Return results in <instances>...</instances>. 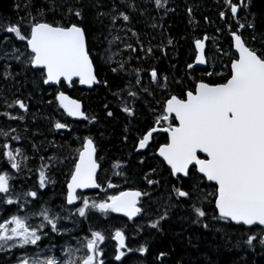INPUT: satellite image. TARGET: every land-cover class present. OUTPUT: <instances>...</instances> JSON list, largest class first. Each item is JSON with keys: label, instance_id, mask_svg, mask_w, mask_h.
<instances>
[{"label": "trees", "instance_id": "16d2710c", "mask_svg": "<svg viewBox=\"0 0 264 264\" xmlns=\"http://www.w3.org/2000/svg\"><path fill=\"white\" fill-rule=\"evenodd\" d=\"M168 1L169 10L165 11L163 8L158 10L154 0H79V3L77 0H0V22H15L23 16L25 19L21 28L24 32H28L31 23V18L23 8L24 4L30 5L29 10L37 19L62 25L82 24L88 34L98 79L108 82V87L100 84L91 91L81 89L76 82L71 87L62 85L57 88L70 98L81 102L83 112L95 118L94 122H73L56 104L57 89L44 86L38 70H33L15 59H0V124L16 123L14 121L17 119H10L9 116L22 117L19 119L21 124H10L8 132L2 128H8L7 124L0 127V166L7 163L11 168L4 155L7 151L3 147L4 144L10 146L9 150H12L14 155L15 149H20L21 154L17 156V161L23 164H20L19 171L12 168L10 170V176L13 177L10 183L14 189L11 195L13 199H17L15 195H19V204L7 205L0 202V220L3 219L0 223L11 218L13 214L30 217L28 221L32 223L38 222L41 220L40 212L45 208L49 210L50 215L60 217L57 220L56 232L51 230L46 221L41 226L38 225V234L42 231L43 236L38 246H34L35 250L47 252V249L51 250L49 246L53 247L65 238V243L61 246L68 242L75 250L79 249V253L81 250L83 253L86 250L83 245L91 238V232L99 231L105 236L101 247L104 264H264V245L259 243V229L250 232L246 227L213 219L214 204L207 202L204 204L208 212L207 217L203 223H196L195 217L188 210L189 206L177 201L171 191L173 185L187 188L191 181L185 178V181L177 182L169 175L165 166H160V159L153 151L134 152L139 137L154 125L155 116L160 113L163 101L170 94L191 90L195 83L201 80L211 84L226 80L227 63L235 56L231 51L230 28L231 31H237V20L247 25L255 17V30L245 27L241 34L247 46L257 50L264 49V0H244L236 18L231 16L225 0ZM239 1L233 0L237 5ZM53 3L56 6L55 11L51 10ZM65 3L82 6L83 21L75 16L69 17L60 7ZM17 4L22 6L19 12L16 9ZM189 8L192 9L191 15ZM39 9L45 11L44 17L39 16ZM221 11L226 13L224 19L220 18ZM121 12L130 17L129 21L117 19L113 24V17L119 16ZM100 13L105 15L101 16ZM205 36L208 37L205 42L206 69L204 72L197 68L189 70L188 65L193 63L195 55L194 42L197 39L202 40ZM8 37L10 39L6 40ZM169 40L172 41L171 44L168 43ZM24 45L25 42L15 40L12 34L0 31V49L11 52L15 46L24 52ZM149 48L152 49L151 54L147 51ZM0 55H3L2 51ZM108 57H111V61L106 62ZM5 64L9 65L11 72L7 79L4 75ZM121 64L124 66L123 70H120ZM113 67L118 69L116 73L111 71ZM222 67L225 69L224 73L221 70L220 73L207 76L212 69L220 70ZM153 68L161 80L159 86L151 82L150 72ZM137 72L140 84L136 83ZM164 77L168 78L167 91L163 88ZM145 88L149 91L145 92ZM129 91H135L137 98L130 97ZM17 99L28 106L26 113L18 107H7ZM125 102L129 107L135 108V117H128L121 110ZM105 105L108 107L105 108ZM107 111H112L113 116L108 117ZM5 112L9 116L3 115ZM56 122L65 123L68 127L56 131ZM5 133L6 138H12L5 141ZM85 138L93 139L97 148L96 157L101 165L97 175L101 188L98 192L87 195L89 203L106 201L108 196L125 191L123 189L141 190L146 193L140 201L144 211L136 221H126L113 213L105 216L95 210H90L86 218H81L77 207L82 206V200H77L74 205L76 207L73 208L66 205V183ZM157 140L163 141L165 136H155L151 149ZM41 161H44L48 176L44 189L39 188L40 169L35 176H30L29 173L35 171L36 165ZM117 162L121 165L119 169L113 168V164ZM26 170L29 171L28 178L25 176ZM68 170V177L64 180ZM117 171L120 175H115ZM21 175L25 176L26 181L19 180ZM145 177L155 179L159 183L149 185ZM109 182L116 187L108 188ZM204 185L208 183L204 181ZM17 190H20L23 196ZM25 191H37L38 196L33 199L26 193L23 194ZM207 191H211V188L202 186V192ZM53 196L56 199L51 201ZM208 199L211 200L212 197ZM168 205H171L167 209L168 218L161 220L157 228H152L151 225L160 218ZM32 209L38 210L37 214H31L30 211L34 212ZM203 224L208 227H203ZM118 229L125 233L127 241L126 254L120 261L115 260L116 251L112 243V237ZM249 234L257 236L251 246L243 242ZM69 236H74L75 242L69 241ZM140 247L147 249L143 255L137 251ZM22 252L19 248L10 252L0 251V264L17 263L18 258L24 255ZM53 255L61 259L60 253ZM53 255L50 251L48 256ZM44 257L45 255L42 259Z\"/></svg>", "mask_w": 264, "mask_h": 264}, {"label": "snow or ice", "instance_id": "6c2138e0", "mask_svg": "<svg viewBox=\"0 0 264 264\" xmlns=\"http://www.w3.org/2000/svg\"><path fill=\"white\" fill-rule=\"evenodd\" d=\"M154 3L158 10L161 8L165 11L169 10L168 0H154ZM225 3L230 9L231 16L236 18L240 6L244 5V0H240V5L233 0H225ZM21 7L20 4L16 5L18 12ZM60 7L69 17L75 16L83 21L82 6L76 7L71 3H65ZM23 8L31 18L28 32L22 31L21 28L25 19L23 16L15 22L11 20L7 24L0 22V31L12 34L15 40L25 42L26 51L21 52L16 47H13L11 52L0 49L3 52L0 59H15L31 69L38 70L44 85L62 86L66 82L71 87L78 81L80 85L88 88L100 84L108 87L106 80L98 79L89 48L88 34L82 24L49 23L44 19H37L29 10V4H24ZM55 8L53 3L51 10L55 11ZM188 12L191 15L192 9L189 8ZM38 14L40 17L46 15L43 9H39ZM100 15L105 14L100 13ZM219 15L224 19L226 13L221 11ZM117 19L128 22L130 17L121 12L119 16L113 17V24ZM237 24L240 29L247 27L255 30V17L247 25L239 23V20ZM230 33L238 56H234L230 61V75L226 78V82L211 84L201 80L191 90L170 94L163 101L160 113L155 116L154 125L139 137L137 151L149 148L155 139L154 133H167V142L159 146L158 152L155 153L160 157V166L166 165L169 175L177 182L185 181V178L191 181L187 188L173 185L171 191L175 194V199L189 206L188 210L195 217L196 223H203L208 215L204 207L205 202L214 204L213 219L246 227L250 232L259 229L261 233L259 243L264 245V49L257 50L247 46L242 34L231 31V28ZM5 39L8 40L10 37ZM207 39L208 37L205 36L203 40H195L196 64L203 65L207 62L205 57ZM168 43L171 44L172 41L169 40ZM147 51L151 54L152 49L149 48ZM108 61H111V57L107 58L106 62ZM123 67L121 64L120 70H123ZM192 67V64L188 65L189 69ZM111 71L116 73L118 69L113 67ZM4 75L6 79L11 75L7 64L4 65ZM207 75L212 76L213 73L208 72ZM137 76L136 83L140 84L138 72ZM150 77L153 84L158 86L161 84L155 68L151 70ZM167 79V77L163 78L165 91L168 87ZM144 91L149 90L145 88ZM128 95L137 98L135 91H129ZM55 100L69 117L94 122L95 118L86 115L81 110L82 105L70 99L63 91L56 90ZM7 107H18L25 113L28 111V106L19 99L13 104H8ZM107 107L105 105V108ZM121 110L128 117L136 116L135 108L129 107L126 102ZM150 111L155 110L150 109ZM3 115L9 116L7 112ZM106 115L112 117L113 112L107 111ZM9 118L22 119L16 116ZM54 127L56 130H61L68 126L56 122ZM3 147L10 149L8 144H4ZM96 153L97 148L93 139L85 138L81 149L78 150V159L74 162L71 179L67 184L68 205L75 204L79 199L78 189L101 188L97 177L101 165ZM20 154L19 148L15 149V155L12 150L4 153L11 168L17 171L20 169V164L16 158ZM199 154H203V158ZM120 167L118 162L113 164L115 169ZM115 175H120V172H115ZM12 179L13 177L6 171L0 174V202L18 205L19 195L17 199H13L11 195ZM145 179L149 185L159 183L155 179L147 177ZM204 181H207L208 185H204ZM47 183L48 176L45 166L42 165L39 172V188L44 189ZM202 186L210 187L211 191L202 192ZM115 187V184L108 183V188ZM26 195L36 199L38 193L29 191ZM142 195L146 193L121 191L119 195L108 196L106 201L99 203L93 201L91 204L84 197L82 206L77 207V212L81 218H86L90 210H95L105 216L109 213H120L132 220L144 211L140 204ZM208 197L212 199L209 200ZM170 206H165V211L151 225L152 228H157L161 220L168 218L167 209ZM40 215L53 232L58 230L57 220L60 218L58 215L50 216L47 208L43 209ZM29 219L30 217L27 216L13 214L10 219L0 223V251H11L12 248L25 249L29 245L38 246L43 232L38 234V230L29 225ZM203 227L207 228L208 225L203 224ZM112 239L117 242L115 260L120 261L125 255L122 251L126 248L125 233L117 230ZM256 240V235L249 234L243 242L251 246ZM104 241L105 236L101 232L92 231L91 238L83 245L87 253L83 257L72 259L73 251L70 250L64 254L66 259L63 260L54 256H45L41 259L43 250H37L32 258L27 254L19 257L18 264H104L103 260L98 259L103 255L100 245ZM138 251L143 255L147 249L140 247Z\"/></svg>", "mask_w": 264, "mask_h": 264}, {"label": "flooded vegetation", "instance_id": "af4514ba", "mask_svg": "<svg viewBox=\"0 0 264 264\" xmlns=\"http://www.w3.org/2000/svg\"><path fill=\"white\" fill-rule=\"evenodd\" d=\"M239 3H240V1H239ZM243 31V30H242ZM231 51H232V49H231ZM233 53V52H232ZM233 55H234V53H233ZM230 61L231 60H229V62L227 63L228 64V74L226 75V77L228 78L229 77V75H230V73H229V70H230ZM205 65H206V63H205ZM199 69V68H198ZM205 69L206 68H201V70L204 72L205 71ZM208 70V69H207ZM222 70V72L224 73V71H225V69L222 67V69H220L219 70V68H215V70H211V71H209V72H212L213 73V75L214 74H216V73H220V71ZM207 72V71H206ZM206 74V73H205ZM208 76V75H207ZM198 82H200V81H198ZM198 82H196V83H198ZM224 82H226V80L224 81ZM195 83V84H196ZM14 122H16V123H8V122H3V123H1L0 124V127L1 126H4V125H6L7 124V127L8 128H6V127H2V128H5V129H7V132H8V130H10V124H21V121H19V119H17V121L15 120ZM6 132V133H7ZM4 133V132H3ZM159 134H162V135H164V133H157L155 136H157L158 137V135ZM154 136V137H155ZM165 136V140H163V141H160V142H158V140H157V143L155 142V145L154 146H152V149L150 148L151 147V145H152V142H151V144H150V146H149V148L148 149H145L144 151H143V153H145V152H147V151H153V153L155 154L156 153V149L159 147V146H161V145H163L164 143H166L167 142V139H166V134L164 135ZM10 139H11V137H10ZM6 140H9V138L7 137L6 139H5V141ZM0 143H1V140H0ZM157 145V146H156ZM41 155V157H45V155L44 154H40ZM47 156V155H46ZM7 167H8V164L7 163H4L3 164V166L2 167H0V172H8L9 173V171L7 170ZM26 174V175H25ZM25 176H27V170H26V172H25ZM68 174H69V170H68V173L67 174H65L66 176H65V179L64 180H66V178L68 177ZM24 175H21L22 177H21V180L24 182V181H26V179H25V176ZM63 193H64V191H63ZM54 197V196H53ZM45 198H47V197H45ZM53 200H55L56 198L54 197V198H52ZM51 199V201H53ZM44 202V201H43ZM43 202H42V204H43ZM45 203H46V201H45ZM45 203H44V205H45ZM43 205V206H44ZM62 207V205L60 206V208ZM63 208V207H62ZM53 211V210H52ZM66 229H67V227H65ZM61 234H63V233H61ZM60 245L59 246H56L55 247V249H54V251L53 250H51V253L52 254H56V255H58V253H60L61 251H59L60 250V247H61V245H62V243L59 241L58 242Z\"/></svg>", "mask_w": 264, "mask_h": 264}, {"label": "bare ground", "instance_id": "6f19581e", "mask_svg": "<svg viewBox=\"0 0 264 264\" xmlns=\"http://www.w3.org/2000/svg\"><path fill=\"white\" fill-rule=\"evenodd\" d=\"M169 2V1H168ZM242 30L243 29H240V28H238L237 29V31L236 32H238V33H242ZM4 41V40H3ZM230 41H231V49H232V46H233V43H232V37H231V33H230ZM8 42V41H7ZM6 43V42H5ZM15 47V46H14ZM17 48H19L20 49V47H17ZM22 49H20V51H21ZM232 52L234 53V51H233V49H232ZM22 64V63H21ZM23 66V65H22ZM57 104V103H56ZM62 132H64V131H62ZM69 132V131H68ZM3 133V132H2ZM2 135H0V137H1ZM5 138H4V140L6 139V135L4 136ZM12 138V137H11ZM2 139H3V137H2ZM10 139V138H9ZM12 142V141H11ZM5 143V142H4ZM82 146V145H81ZM21 148V147H20ZM23 151V150H22ZM24 153V152H23ZM24 155H25V153H24ZM24 157V156H23ZM26 157V156H25ZM28 158V157H27ZM27 158H25V159H27ZM26 163V162H25ZM4 164V163H3ZM20 164H22V163H20ZM23 165V164H22ZM42 165H44V161H41L40 163H38L37 165H36V168H35V171H31V172H29L28 170H27V173L29 172L30 173V176H35L37 173H38V169H41V166ZM0 167H2V165L0 166ZM55 167V166H54ZM23 168V167H22ZM20 169H21V167H20ZM52 170V169H51ZM19 178V177H18ZM26 178H28V176L26 177ZM18 180V179H17ZM19 180H21V177L19 178ZM34 183H35V181H34ZM36 186V185H35ZM134 187H131V189H133ZM138 189V188H137ZM14 190V189H13ZM123 190H126V189H123ZM129 190V189H128ZM139 190V189H138ZM141 191V190H140ZM26 192V191H25ZM27 192H29V191H27ZM26 192V193H27ZM52 198H54V197H52ZM51 198V199H52ZM88 199V198H87ZM43 200H45V198L44 199H42V201L41 202H43ZM53 200V199H52ZM27 202V201H26ZM25 202V203H26ZM80 202V201H79ZM82 202V201H81ZM31 203V202H30ZM33 204V203H32ZM80 205V204H79ZM29 206V205H28ZM32 206V205H31ZM3 207V206H2ZM37 207V206H36ZM40 208H41V206H39ZM76 207V206H75ZM22 208V207H21ZM26 208V207H25ZM33 208H34V206H33ZM42 209V208H41ZM61 209H62V207H61ZM3 210V209H2ZM33 211H34V209H32ZM40 210V209H39ZM1 211V210H0ZM38 211V210H37ZM37 211H34V212H32V211H30V213H33V214H37ZM28 212V211H27ZM24 213V212H23ZM29 213V212H28ZM39 213V212H38ZM90 213V212H89ZM27 214V213H26ZM92 215H93V213H91ZM91 214H90V216H91ZM97 214V213H96ZM101 214V213H100ZM10 215V214H9ZM89 215V214H88ZM65 216V215H64ZM89 216V217H90ZM94 216V215H93ZM92 216V217H93ZM96 216V215H95ZM101 216V215H100ZM74 217V216H73ZM73 217H72V221H73ZM98 217V216H97ZM75 219V218H74ZM95 219V218H94ZM102 219H103V217H102ZM3 220V219H2ZM2 220H0V221H2ZM64 220V219H63ZM70 220V219H69ZM78 221V220H77ZM86 221H88V220H86ZM91 221V220H90ZM97 221V220H96ZM66 222V221H65ZM102 222H104V221H102ZM73 223H74V221H73ZM87 223H89V221L87 222ZM121 223V222H120ZM70 225H71V223H70ZM77 225V224H76ZM90 226V225H89ZM73 227V226H72ZM116 227V226H115ZM115 227H113V228H115ZM118 227V226H117ZM70 228V227H69ZM74 228V227H73ZM78 228V227H77ZM76 228V229H77ZM82 228V227H81ZM75 229V230H76ZM72 230V229H71ZM79 230V229H78ZM92 230V229H91ZM119 230V229H118ZM73 231H74V229H73ZM72 231V232H73ZM80 231V230H79ZM74 233H76V231L74 232ZM73 233V234H74ZM86 233H88V232H86ZM86 233L84 234V235H86ZM71 235H72V233H71ZM80 236V235H79ZM78 236V237H79ZM61 237V236H60ZM77 238V237H76ZM61 240H62V242H61ZM60 240V242L61 243H63L64 242V240H65V238L63 239H61ZM68 240L69 241H71V242H75L74 240H76L75 238H74V236H69V238H68ZM67 241V240H66ZM53 242V239H51L50 240V243H52ZM47 243V242H46ZM65 243V242H64ZM68 243V242H67ZM66 243V244H67ZM57 243H55V246H59L60 244L58 243L57 245H56ZM69 244V243H68ZM74 244V243H73ZM45 247V246H44ZM50 248H52L51 246H49ZM53 247H54V245H53ZM48 248V247H47ZM46 248V249H47ZM31 250V249H30ZM45 250V249H44ZM47 251H49L48 249H47ZM129 251V250H128ZM138 251V250H137ZM10 254H12V253H10ZM126 254V253H125ZM129 254V253H128ZM53 255V254H52ZM54 256V255H53ZM55 257V256H54ZM9 258V257H8ZM15 262V261H14ZM13 264H15V263H13Z\"/></svg>", "mask_w": 264, "mask_h": 264}, {"label": "rangeland", "instance_id": "374dc122", "mask_svg": "<svg viewBox=\"0 0 264 264\" xmlns=\"http://www.w3.org/2000/svg\"><path fill=\"white\" fill-rule=\"evenodd\" d=\"M9 175H12V173L11 172H9ZM18 191V193L20 194V195H22V192L20 191V190H17ZM26 192H23V194H25ZM23 196V195H22ZM15 198H17V196L15 195ZM1 210V209H0ZM31 214H33V213H31ZM33 215H35V214H33ZM50 215V214H49ZM50 216H52V215H50ZM40 218H41V220H39L38 222L37 221H35L34 223H32V222H29L28 221V223H29V225L32 227V228H36L37 230H38V225L39 226H41L42 225V223L44 222V220H43V218H42V216L40 215ZM10 219V218H9ZM8 220V219H7ZM5 222V221H4ZM4 222H2V223H4ZM55 247L56 246H54V247H52L51 248V250H53L54 251V249H55ZM14 249H17V248H12L11 249V251H13ZM31 249V250H30ZM115 249H116V246H115ZM23 252V256H25L26 255V253H28V257L29 258H32L33 257V254L37 251V250H35V248H34V246H32V245H29V246H27L25 249H21ZM51 250H49V251H47V252H43V255H49L50 254V251ZM71 249H69V248H67V247H61V252H60V255H61V258H62V260L63 259H66V257H65V253H67V252H69ZM73 251V255H72V259H77L78 258V256L80 255V253L78 252V251H75V250H72ZM5 252H7V250H5ZM10 252V251H9ZM22 256V257H23ZM41 259H42V256H41ZM15 264H18V262L17 263H15Z\"/></svg>", "mask_w": 264, "mask_h": 264}, {"label": "water", "instance_id": "95a60500", "mask_svg": "<svg viewBox=\"0 0 264 264\" xmlns=\"http://www.w3.org/2000/svg\"><path fill=\"white\" fill-rule=\"evenodd\" d=\"M232 43H233V46H232V49H233V51H234V53H235V48H234V41L232 40ZM195 52H196V49H195ZM196 55H197V52H196ZM235 55L236 56H238V54L237 53H235ZM196 57V56H195ZM192 65H193V68H200L202 65H199V64H196V60L194 59V62L192 63ZM77 83H78V81H76ZM66 85H67V83L66 82H64ZM79 84V83H78ZM46 87H58V86H48V85H45ZM95 86H97V85H94L92 88H88L87 86H84V85H80L79 84V87L80 88H82V89H84V90H86V91H91ZM66 95V94H65ZM70 99H72V98H70ZM74 100V99H73ZM57 103H58V105H59V102L58 101H56ZM80 103V102H79ZM81 104V103H80ZM62 111H63V113L65 114V116L68 118V119H70V120H72V121H83V120H80V119H77V118H74V117H69L68 115H67V113H65L64 112V110L63 109H61ZM82 110V109H81ZM142 150H140V151H135L136 153H138V152H141ZM158 152V151H157ZM202 158H203V154H199ZM157 157L160 159V157L157 155ZM77 159H78V157H77ZM166 166V165H165ZM99 171V170H98ZM98 174V173H97ZM70 179H71V177L69 178V180H68V183L70 182ZM207 182V181H206ZM67 183V184H68ZM98 188H95V189H93V188H88V189H78L77 190V193H79V192H87V191H96ZM66 190H67V185H66ZM117 215H119V216H121V217H123V218H127V217H125V216H123L122 214H120V213H116ZM137 217V216H136ZM136 217H134L132 220H134V219H136ZM128 219V218H127ZM231 224H233V223H231ZM233 225H235V224H233ZM255 227V226H254Z\"/></svg>", "mask_w": 264, "mask_h": 264}]
</instances>
